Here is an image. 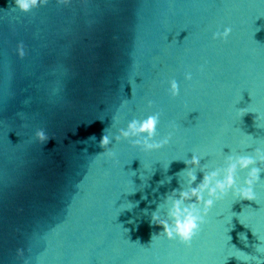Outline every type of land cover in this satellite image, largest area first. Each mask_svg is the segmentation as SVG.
I'll return each mask as SVG.
<instances>
[{"label":"water","instance_id":"water-1","mask_svg":"<svg viewBox=\"0 0 264 264\" xmlns=\"http://www.w3.org/2000/svg\"><path fill=\"white\" fill-rule=\"evenodd\" d=\"M151 115L149 142H169L149 151L121 130ZM240 156L256 163L222 198L204 191L190 246L156 236L153 214L174 224L179 192ZM262 156L264 0H0V264H264Z\"/></svg>","mask_w":264,"mask_h":264},{"label":"clouds","instance_id":"clouds-1","mask_svg":"<svg viewBox=\"0 0 264 264\" xmlns=\"http://www.w3.org/2000/svg\"><path fill=\"white\" fill-rule=\"evenodd\" d=\"M39 3H41V0H15V6L24 12L36 7ZM231 32V27H225L222 32L214 33V37L226 40ZM16 51L21 58L25 55V49L22 42L17 45ZM185 78L187 80H191L192 74L190 72L186 73ZM170 91L173 96L179 95V86L175 80L170 81ZM158 123V115H151L141 121L132 120L128 124V129L121 130V135L128 137L129 135H133L135 133H147L148 139H146L144 143L146 150L151 151L159 149L169 142V138H165L155 143L149 142V140L156 133ZM35 135L36 138L42 143L47 142L49 139V136L46 134L44 129H38ZM111 142V138L107 134H104L101 137L99 144L100 147L104 149V151L100 153L101 155L115 157V153L107 150ZM136 143H139V141H136ZM261 159H264V156H262ZM184 163L186 167L188 163H191L192 165H198L199 160L197 157L193 156L190 162L185 161ZM255 163V159L251 156L238 157L235 162L229 164L223 179L215 180L214 186L210 185H212L213 179L217 177V172L213 171L211 173L205 174L200 183L195 184L197 176L191 170H189L188 177L190 183L195 184V186L191 187L188 191L181 190L179 192V198L173 201L169 214L173 217L174 224L170 225L167 221L160 220L158 216L153 214L152 220L156 221V225L161 226L163 229L156 236L163 235L170 240L178 239L182 244L190 246L192 239L200 230L201 224L205 223L204 217L196 213L195 204L202 202L204 204L205 213H207V211L213 206L215 202L213 199L205 200L203 196L204 191L207 190L210 197H216V199L222 198L229 190L233 189V186L236 183L235 173L237 167L248 168L250 165H254ZM259 178L260 169L257 167H251L249 171V178L245 181L246 186L235 190L237 196L241 199L256 200L253 184L254 182L258 181ZM173 191L176 190L174 189ZM193 197L195 198V201L191 206H186L183 208L181 207L183 201L192 200ZM17 255L22 256L23 250L17 249ZM25 264H27V262H25Z\"/></svg>","mask_w":264,"mask_h":264}]
</instances>
